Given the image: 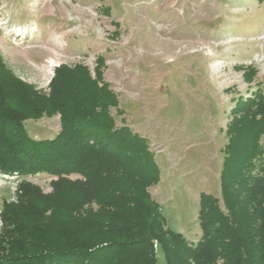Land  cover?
Segmentation results:
<instances>
[{
  "label": "trees",
  "instance_id": "trees-1",
  "mask_svg": "<svg viewBox=\"0 0 264 264\" xmlns=\"http://www.w3.org/2000/svg\"><path fill=\"white\" fill-rule=\"evenodd\" d=\"M103 64L99 56L96 70ZM4 66L0 57V175L18 179L13 199L0 206V264H156L154 243L165 264H264L260 89L229 112L221 204L200 193L201 236L193 243L166 227L147 190L159 181L149 143L115 124L117 98L99 70L92 79L81 64L59 65L45 96ZM54 113L59 132L31 139L23 122ZM37 174L53 177L50 194L26 179Z\"/></svg>",
  "mask_w": 264,
  "mask_h": 264
},
{
  "label": "rangeland",
  "instance_id": "rangeland-1",
  "mask_svg": "<svg viewBox=\"0 0 264 264\" xmlns=\"http://www.w3.org/2000/svg\"><path fill=\"white\" fill-rule=\"evenodd\" d=\"M99 56L118 102L115 124L144 137L158 166L150 197L169 230L196 242L200 193L221 199L229 112L239 97L264 94V0H0L4 69L40 94H49L59 65L81 64L94 79ZM59 118L23 127L31 139H52ZM17 179L0 175V206L13 199ZM26 179L52 192L53 177ZM153 248L156 264H165Z\"/></svg>",
  "mask_w": 264,
  "mask_h": 264
},
{
  "label": "crops",
  "instance_id": "crops-1",
  "mask_svg": "<svg viewBox=\"0 0 264 264\" xmlns=\"http://www.w3.org/2000/svg\"><path fill=\"white\" fill-rule=\"evenodd\" d=\"M161 179H162V178H160V173H159V182H161Z\"/></svg>",
  "mask_w": 264,
  "mask_h": 264
}]
</instances>
